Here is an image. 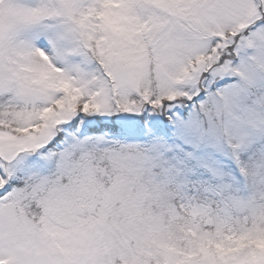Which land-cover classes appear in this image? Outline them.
<instances>
[{"label": "snow or ice", "instance_id": "snow-or-ice-1", "mask_svg": "<svg viewBox=\"0 0 264 264\" xmlns=\"http://www.w3.org/2000/svg\"><path fill=\"white\" fill-rule=\"evenodd\" d=\"M0 264H264V0H0Z\"/></svg>", "mask_w": 264, "mask_h": 264}]
</instances>
